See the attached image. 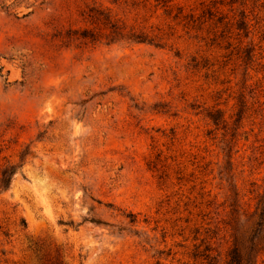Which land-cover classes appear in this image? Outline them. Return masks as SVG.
Here are the masks:
<instances>
[{
	"label": "rangeland",
	"instance_id": "374dc122",
	"mask_svg": "<svg viewBox=\"0 0 264 264\" xmlns=\"http://www.w3.org/2000/svg\"><path fill=\"white\" fill-rule=\"evenodd\" d=\"M169 1L0 0V264H226L264 192V0Z\"/></svg>",
	"mask_w": 264,
	"mask_h": 264
},
{
	"label": "trees",
	"instance_id": "16d2710c",
	"mask_svg": "<svg viewBox=\"0 0 264 264\" xmlns=\"http://www.w3.org/2000/svg\"><path fill=\"white\" fill-rule=\"evenodd\" d=\"M156 3L159 5H163L162 7H167V5L170 3L169 0H155ZM242 18L243 15H242ZM107 21V20H106ZM194 24L196 21L193 22ZM206 23V21L203 22H197L198 29H201V27ZM216 26L215 28L220 27V35L216 37L215 34H213L214 39L212 40L215 42V40H229L231 39V34L233 31L234 25H230L229 23L222 24V21L218 19L216 23L213 24ZM219 25V26H218ZM218 26V27H217ZM111 29H114V32H111V35L114 34V37L116 40H128L133 43H148V44H155L159 45L162 41L161 37L158 36H149L145 35L143 33L137 34L135 32L129 31L126 32L125 28H116L114 25L110 27ZM248 24L244 21L239 22L236 25L235 30L236 31H244L245 37L248 35ZM236 37L240 38V34H236ZM241 42L238 43V46L235 48L237 49L236 55L237 60H239L243 65H249L252 63V59L254 55L252 54L254 52L253 48H247L242 49L240 48ZM228 48H230V45H227ZM242 50V51H241ZM209 118L212 120V122L216 125L219 123V117L216 114L209 115ZM236 122H240V118L236 120ZM236 129H234L232 135H231V141L228 143L227 148L229 151L232 148L233 140L236 138ZM231 145V147H230ZM14 169L7 168L4 169L0 173V190L5 191L9 188L11 179L14 175ZM230 208V219L226 223V228L230 232V238H231V248L228 251L226 255V264H256V259L259 256V254L263 250L264 245V192L262 195L258 196L257 202L255 204V208L253 213L248 215L245 211L241 212V207L238 204V201L235 200V198L232 199V203L229 205ZM243 219H246L242 221ZM253 221L252 227L246 231L245 223H250ZM245 222V223H243ZM21 225L23 228H25V222L22 220ZM205 252H208L206 250ZM198 256V255H197ZM195 255V257H197ZM203 256V255H202ZM204 260H208V264H217L215 258H210V255H204Z\"/></svg>",
	"mask_w": 264,
	"mask_h": 264
}]
</instances>
